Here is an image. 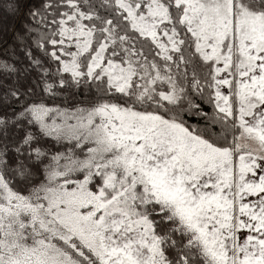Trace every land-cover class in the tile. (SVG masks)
<instances>
[{"label": "snow or ice", "instance_id": "obj_1", "mask_svg": "<svg viewBox=\"0 0 264 264\" xmlns=\"http://www.w3.org/2000/svg\"><path fill=\"white\" fill-rule=\"evenodd\" d=\"M0 264H264V0H0Z\"/></svg>", "mask_w": 264, "mask_h": 264}]
</instances>
